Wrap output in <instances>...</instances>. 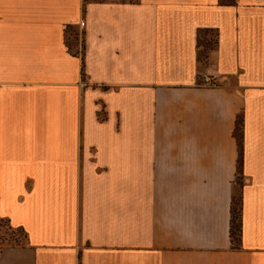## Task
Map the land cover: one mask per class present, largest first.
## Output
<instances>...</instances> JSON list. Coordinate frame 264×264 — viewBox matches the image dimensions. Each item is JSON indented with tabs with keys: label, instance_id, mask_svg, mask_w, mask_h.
I'll list each match as a JSON object with an SVG mask.
<instances>
[{
	"label": "crops",
	"instance_id": "obj_1",
	"mask_svg": "<svg viewBox=\"0 0 264 264\" xmlns=\"http://www.w3.org/2000/svg\"><path fill=\"white\" fill-rule=\"evenodd\" d=\"M1 221L0 264H264V0H0Z\"/></svg>",
	"mask_w": 264,
	"mask_h": 264
},
{
	"label": "trees",
	"instance_id": "obj_2",
	"mask_svg": "<svg viewBox=\"0 0 264 264\" xmlns=\"http://www.w3.org/2000/svg\"><path fill=\"white\" fill-rule=\"evenodd\" d=\"M220 2L223 3V0H220ZM209 37H214V39H211ZM74 38L76 40V36ZM218 38H219V34L216 30L200 29L198 31V33H197V48H198V60L200 63L202 62L201 60H202V56H203V54L201 53V49H204V53L206 54V56L209 55L210 57H212L213 55L214 56L216 55L218 44H219ZM67 44H68V40H67ZM237 130H238V139H241V134H240L241 128L239 125H238ZM238 199L240 202L239 209H238V211H239L238 217L239 218L236 217V212H235L236 211L235 208H236ZM241 211H242L241 197L240 196L235 197L233 200V206H232V220H231L230 237H231V240L236 244L239 243V241L241 239V235H242ZM25 237H26V235H25ZM237 237H238V240H237Z\"/></svg>",
	"mask_w": 264,
	"mask_h": 264
},
{
	"label": "rangeland",
	"instance_id": "obj_3",
	"mask_svg": "<svg viewBox=\"0 0 264 264\" xmlns=\"http://www.w3.org/2000/svg\"><path fill=\"white\" fill-rule=\"evenodd\" d=\"M76 36V40L75 37ZM74 34H69L67 37L68 40V45L70 46V48L72 50H77L78 51V46H80V36L79 35H75ZM211 39H214V37H209ZM201 53L203 54L202 56V62L201 65L204 67L205 65H208V63L211 61L210 60V56L204 53V49H201ZM205 79L203 81L202 86L203 87H215L216 86V82L212 85V86H205L204 85ZM237 197V196H236ZM239 197V196H238ZM239 199L236 205V217H238L239 215ZM238 240V237H237ZM26 241L25 238V234L21 229H16L11 227L8 222L6 221H1L0 222V244H12V245H16V244H22Z\"/></svg>",
	"mask_w": 264,
	"mask_h": 264
},
{
	"label": "built area",
	"instance_id": "obj_4",
	"mask_svg": "<svg viewBox=\"0 0 264 264\" xmlns=\"http://www.w3.org/2000/svg\"><path fill=\"white\" fill-rule=\"evenodd\" d=\"M214 83H215L214 79H212L211 77H205V82H204L205 86H212Z\"/></svg>",
	"mask_w": 264,
	"mask_h": 264
}]
</instances>
